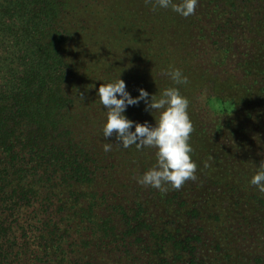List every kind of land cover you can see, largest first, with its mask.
<instances>
[{"label": "trees", "instance_id": "1", "mask_svg": "<svg viewBox=\"0 0 264 264\" xmlns=\"http://www.w3.org/2000/svg\"><path fill=\"white\" fill-rule=\"evenodd\" d=\"M162 1L169 6L181 0ZM118 4L0 0V264H102L104 255L95 252L106 247L104 242L117 233L119 224L128 227L120 237L122 244H145L158 264H174L178 258L189 264L217 261L198 256L208 246L201 234L195 240L178 236V229L156 222L146 203L132 205L126 196H114L117 186L128 187L155 166L127 121L133 112L127 103L128 76L120 66L112 19L126 14L128 7ZM171 86L167 81L155 89L162 105L171 103ZM220 94L207 96L206 104L212 107L210 101L217 99L222 103L218 111L229 114L236 100ZM177 95L183 104H191L178 88ZM213 157L204 156L208 163ZM165 162L161 164L167 167ZM219 163H210L209 176L238 184L239 178ZM217 181L224 195L240 190ZM140 183L138 197L151 185L148 180ZM155 185L150 186V196L168 195V213L204 217L205 208L216 206L196 203L195 193L175 181L165 187L158 184L159 191ZM250 191L245 199L264 205V192L253 187ZM127 231L137 235L134 240ZM76 236L81 241L75 249Z\"/></svg>", "mask_w": 264, "mask_h": 264}, {"label": "rangeland", "instance_id": "2", "mask_svg": "<svg viewBox=\"0 0 264 264\" xmlns=\"http://www.w3.org/2000/svg\"><path fill=\"white\" fill-rule=\"evenodd\" d=\"M113 1L128 7L126 14H115L112 19L120 66L128 76L127 103L133 112L127 121L134 126L143 152L155 161L143 179L132 180L128 187L117 186L114 196H126L132 205L139 200L146 203L156 222L178 229V236L195 240L201 234L208 246L198 256L217 260L211 264H264V205L245 199L253 193L251 187L264 192V0L228 4L181 0L169 6L162 0L153 5L149 0ZM113 1L105 0V4ZM167 81L172 83L167 89L168 106L155 98L156 87ZM177 88L191 104L176 97ZM220 93L236 100L229 114L218 111L222 103L217 99L210 101L212 107L206 104L207 96L218 98ZM206 154L214 156L209 163ZM216 159L223 171L230 170L239 178L238 184L209 176L208 166ZM217 179L230 182L239 192L230 190L224 195ZM144 180L156 183L155 191L175 181L195 193L196 203L216 206L205 208L204 217L168 213L164 203L168 195L151 197V185L138 197L136 186ZM227 205L231 210L235 207L234 212L220 210ZM219 211L224 214L220 216ZM118 227L103 250L91 248L104 255L102 264L159 263L150 258L145 244H122L120 237L128 227ZM135 235L127 237L134 240ZM72 238L76 249L80 236ZM174 264L189 263L178 258Z\"/></svg>", "mask_w": 264, "mask_h": 264}]
</instances>
